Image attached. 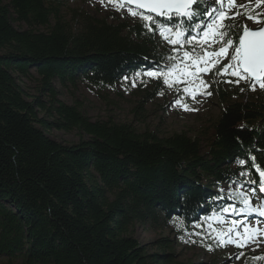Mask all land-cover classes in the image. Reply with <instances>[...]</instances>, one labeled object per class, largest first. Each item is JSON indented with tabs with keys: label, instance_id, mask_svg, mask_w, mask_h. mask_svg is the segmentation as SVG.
I'll return each mask as SVG.
<instances>
[{
	"label": "trees",
	"instance_id": "trees-1",
	"mask_svg": "<svg viewBox=\"0 0 264 264\" xmlns=\"http://www.w3.org/2000/svg\"><path fill=\"white\" fill-rule=\"evenodd\" d=\"M71 1L0 0V257L6 264H170L173 240L141 244L132 236L136 224L178 237L197 226V244L214 248L203 218L242 202L219 186H259L264 102L221 106L205 153L185 132L158 137L92 121L79 104L58 99L54 82L83 83L104 98L163 68L166 52L141 20L112 23L81 8H68L66 19ZM22 79L37 81L29 100ZM53 130L78 141L58 142L48 136ZM258 256L246 252L241 264H264Z\"/></svg>",
	"mask_w": 264,
	"mask_h": 264
},
{
	"label": "rangeland",
	"instance_id": "rangeland-1",
	"mask_svg": "<svg viewBox=\"0 0 264 264\" xmlns=\"http://www.w3.org/2000/svg\"><path fill=\"white\" fill-rule=\"evenodd\" d=\"M107 3V0H105ZM224 10L229 17L224 20L225 25H236L242 27L247 25L249 28H257L263 24L257 25L252 20H248L243 14L246 10H253V14L260 13L264 17V2L257 6V0H233V7L228 8V0H223ZM244 6V7H240ZM218 7L216 0H205L204 9L209 11ZM68 8H81L91 15L106 18L108 22L117 23L127 21L133 23L140 20L139 17L129 15L127 9L116 11L112 5L107 7L100 3V0H72L68 7L63 9V14L68 19ZM241 13L238 16H233V13ZM210 22L206 16L205 23ZM219 23V22H218ZM18 29H25L24 24L13 23ZM43 30V29H42ZM195 31V32H194ZM194 34H200L201 29H194ZM159 36V35H158ZM187 36V35H186ZM190 38V37H189ZM160 47L166 52V58L173 55V46L164 41L160 36ZM187 50L191 51L192 45H187ZM218 47L217 44L204 45L209 52L214 51ZM201 49L196 48V52ZM183 50L176 55L182 56ZM189 65L191 61L187 62ZM228 63V60H222L220 65ZM169 66V61L166 59L163 69L166 71ZM189 72L196 71L195 68L189 67ZM198 76L208 82L211 87L207 89L212 93L211 96L196 95L195 99L188 93L183 91L188 88L189 91L200 87L199 79H194L191 76L187 77L183 82L176 83L173 87L164 85L162 79L157 80L149 78L146 75L138 76L126 81L122 85H117L113 91H106L104 98L98 97L95 92L88 88L83 83H77L76 88L61 87L57 82H54L59 95L58 99L67 105L74 103L79 104L83 114L92 121L111 119L116 123H126L138 131H149L156 134L158 137H167L173 133L185 132L188 136L198 139L200 142V151L205 153L209 149V145L213 138V125L220 114L221 106H227L231 103L256 104L264 102V90L256 86V90L249 89L248 83L241 80L239 85L223 83L222 80L236 79V77L225 76L223 78L216 76L215 72L211 74L198 73ZM34 79H22L20 84L30 95H36V83ZM241 88L244 90L241 91ZM220 89V92L218 91ZM161 93H163L161 95ZM221 93V94H220ZM42 100L43 97H41ZM181 103L177 104L176 101ZM142 101V102H141ZM186 104L189 109L185 111L182 105ZM140 105L142 111L136 113L135 107ZM140 121V122H139ZM50 138L62 143H76L78 136L75 133H63L60 131H50ZM261 180V178H260ZM217 192L237 193L245 196L250 201L253 207L264 205V196H261L259 190H253L250 184L234 182L231 184H223L219 186ZM233 208L223 214L210 215L202 221V229L206 234H211L215 238L214 248H202L194 238L196 227L192 233H185L182 237L176 236L170 229L161 231H152L146 225L136 224L132 228V236L141 244L149 245L160 237H167L173 240L172 260L170 264H241L242 256L240 253L250 252L252 254H264V235H257L255 241L250 242L247 246L236 247L233 243H227L221 246L216 237L220 233H227L228 229L233 226V222L249 225L251 228L259 229L264 232V222L258 213L249 214L246 218L243 214L234 213ZM240 234H244V228H239ZM229 237L224 236L227 240ZM233 239L237 236L233 234ZM211 249V250H209ZM239 257V258H237ZM19 264L18 261H14ZM0 264H6V259L0 257Z\"/></svg>",
	"mask_w": 264,
	"mask_h": 264
},
{
	"label": "snow or ice",
	"instance_id": "snow-or-ice-1",
	"mask_svg": "<svg viewBox=\"0 0 264 264\" xmlns=\"http://www.w3.org/2000/svg\"><path fill=\"white\" fill-rule=\"evenodd\" d=\"M262 2L264 0H257V6ZM100 3L105 7L110 4L116 11L127 9L129 15L139 17L149 32L157 33L164 41L173 46V55L166 58L169 61L166 71L160 68L145 71L143 75L157 80L162 79L167 87H173L189 76L199 79L200 87L191 92L188 88L183 89L193 99L196 95H212L210 91H207L211 85L200 78L198 73L207 75L215 72V75L221 78L225 76L236 77V79H226L222 82L239 85L243 80L248 83L249 89L252 91L256 90L257 85L261 90H264V27L253 29L244 25L241 30L236 25H225L223 21L229 17L224 10L223 0H216L218 7L210 11L208 9L201 10L210 22L195 23V27L201 29L197 36H191L190 30L186 29L185 25L191 26L201 15V12L197 11L200 0H107V3L105 0H100ZM132 5L135 7L133 8ZM227 6L229 9L232 8L233 0H228ZM240 14L236 12L233 13V16ZM243 14L257 25L264 24V17L260 13L253 14V10L249 9ZM186 31H188V36H185ZM205 44H208L209 48L211 44H217L218 47L209 52L207 48H204ZM187 45L193 46L191 51L187 50ZM197 47L202 49L200 53L196 52ZM181 50H183L182 56L176 55ZM225 59L228 60V63L223 64L222 67H217ZM189 60L191 61L190 65L187 63ZM189 67L195 68L196 71L189 72ZM243 90L241 88V91ZM176 103L180 104L181 101L177 100ZM182 106L185 111L194 110L189 109L186 104ZM239 163L243 166L245 161L241 160ZM253 164H255V158H253ZM256 171L261 177L259 191L264 193V171H261L258 165ZM241 175L248 176L249 173L241 172ZM248 182L255 183L252 180ZM233 195V193H229L230 197ZM243 204L244 208L239 210L241 213H258L259 216L264 217V205L253 207L248 198L243 199ZM223 211L228 212L229 208L226 207ZM240 227L244 228V234H240ZM233 234L237 236V239L232 238ZM225 235L229 237L227 240L224 239ZM257 235H264V232L234 221L228 232L220 233L216 239L221 246L233 243L236 247H243L255 241ZM240 255L242 256L243 253ZM255 259L257 261L264 260V256H258Z\"/></svg>",
	"mask_w": 264,
	"mask_h": 264
},
{
	"label": "water",
	"instance_id": "water-1",
	"mask_svg": "<svg viewBox=\"0 0 264 264\" xmlns=\"http://www.w3.org/2000/svg\"><path fill=\"white\" fill-rule=\"evenodd\" d=\"M132 7L134 8V7H135V5H132ZM262 27H264V25H263Z\"/></svg>",
	"mask_w": 264,
	"mask_h": 264
}]
</instances>
